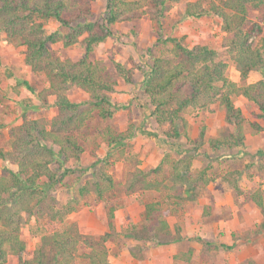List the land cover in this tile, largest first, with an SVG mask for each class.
I'll return each mask as SVG.
<instances>
[{"label": "rangeland", "instance_id": "obj_1", "mask_svg": "<svg viewBox=\"0 0 264 264\" xmlns=\"http://www.w3.org/2000/svg\"><path fill=\"white\" fill-rule=\"evenodd\" d=\"M195 1L171 3L161 19V30L151 21L149 13L117 23L112 27V36L88 53L87 61L97 65L100 78L114 82L113 92H106L112 103L126 105V108L103 118L102 108L90 104L94 99L89 93L77 87L66 91L67 99L78 105L85 120L80 128L69 134L76 139L82 152L78 158L65 162V167L73 173L54 184L50 196L57 210H72L63 220H53L48 214L30 216L19 231L25 251L20 256L9 254L5 264L32 260L42 236L62 231L72 224L83 238L98 240L99 236L110 232L111 208L113 229L105 243L110 264H248L251 261L264 264V230L260 227L264 223V129L251 127V123H256L264 128V117H258L257 106L240 95L233 96L234 105L245 119L244 146L213 151L207 141L233 130L217 104L205 110L187 108L182 113L184 123H177L182 136L167 138L164 134L170 127L157 124L147 114V99L139 87V66L151 61L146 53L148 48L153 56L165 58L171 65L180 59L174 43L159 42L160 36L163 40L176 39L186 49L206 46L215 50L218 58L227 64L226 77L238 86L263 78L260 72L252 71L247 79L241 80L224 46L229 36L222 31L220 18L203 16L178 22L183 5ZM104 4L105 0H80L77 7L90 10L92 20L97 21ZM64 16L67 18L69 14ZM248 21L264 26V8H249ZM43 25L47 34L59 28L53 19L46 20ZM83 37L69 47L58 42L48 44V49L54 57L77 62L85 55ZM24 55V46L0 32V149L7 152L13 150L15 128L36 120L48 129L59 113L53 105L56 97L47 92L49 84L45 76L31 70L24 62ZM117 66L131 76L132 84L125 81ZM202 129V145L187 141L186 137L197 139ZM120 135L131 136L115 146L111 139ZM188 150L191 151L186 153ZM53 158L47 169L58 175L63 169L60 167L62 161ZM185 165L188 171L182 172L184 176L179 180L182 184L175 185L172 180L174 167L182 169ZM7 170L17 172L18 168L10 159L1 160L0 177ZM137 171L145 172L147 180L159 183V188L132 195L126 194L122 187L105 190L103 195L96 192L97 184L105 187L101 186L100 176L109 175L115 183L124 184ZM40 177L41 181H47L46 176ZM254 196L261 198L262 207L255 204ZM148 203L159 204V214L171 228L179 225L184 237L181 242L159 246L152 241L153 230L143 215ZM163 212H167V217ZM133 225L136 231L130 233ZM136 236L150 240H140ZM198 238L217 245L218 249H205ZM190 249L192 255L188 261L179 257ZM89 254L90 248L83 239L70 264H91Z\"/></svg>", "mask_w": 264, "mask_h": 264}, {"label": "trees", "instance_id": "obj_2", "mask_svg": "<svg viewBox=\"0 0 264 264\" xmlns=\"http://www.w3.org/2000/svg\"><path fill=\"white\" fill-rule=\"evenodd\" d=\"M78 1L80 0H0V32L25 47V64L34 72L45 76L49 84L47 92L56 97L53 105L59 112L51 120L48 129L41 121L36 120L15 128L12 132L13 150L7 152L0 149V161L10 159L18 168L17 172L7 170L6 174L0 177V264L6 263L9 254L20 256L25 251V243L20 239L19 231L30 216L48 214L53 220H63L72 210H57L53 197L50 196L51 187L73 173L65 167V162L70 158H78L82 152L76 139L69 134L80 128L85 120L78 111V105L67 99L66 91L77 87L89 93L94 99L90 104L102 108L100 114L103 118L126 108V105L112 103L107 93L113 92L114 82L100 78L97 65L87 61L88 53L107 37L112 36V27L115 24L138 19L147 13L161 30V19L171 8V3L180 0H105L104 11L97 21L92 20L93 13L90 10L77 7ZM145 6L147 10L144 9ZM249 8H264V0H197L183 5L178 22L203 16L220 18L222 31L229 36L224 46L236 64L241 80L247 79L252 71H258L263 78L255 83L238 86L229 80L226 77L227 64L218 58L215 50L206 46L186 49L176 39L163 40L160 36L159 42L174 43L175 48L179 50L180 59L175 65H171L165 58L153 56L151 48L146 50L151 61L144 63L142 67L139 66L141 82L138 85L147 99V114L157 124H167L170 127L164 134L167 138L179 139L182 136L177 123H184L182 113L187 108L205 110L217 104L222 109L225 122L231 125L233 130L209 139L207 142L210 149L219 151L244 146L245 119L241 110L234 105L233 96L240 95L254 103L260 113L258 117H264V26L248 21ZM67 13L69 16L65 18ZM49 19L58 22L59 28L47 34L43 23ZM81 37L85 55L77 62L54 57L48 49V44L58 42L64 47H69ZM117 67L122 71L125 81L132 84L131 76L124 74L125 69ZM24 85L28 87L27 83ZM251 127L255 130L264 129L256 123H251ZM203 132L204 129L195 140L188 137L186 139L191 144L200 146L204 138ZM149 134L157 137L156 134ZM130 136L113 137L111 143L120 145L124 138ZM53 157L62 161L60 167L63 169L58 175L47 169ZM183 170L188 171V165L182 169L174 167L172 180L175 185L182 184L179 180L184 176ZM42 175L47 177L46 182L41 181ZM100 177L101 186L105 187L101 188L97 184L96 192L99 195H103L105 190H118L120 187L126 194L132 195L159 186V183L148 181L147 174L142 171H137L124 184L115 183L109 175ZM253 201L262 207L260 197L254 196ZM158 207L157 203H148L143 211L145 222L150 224L153 230L152 241L159 246L181 242L184 239L181 228L179 225L171 228L159 214ZM166 214L167 212H163L167 217ZM113 217L111 208L108 223L110 232L99 236L98 240L83 238L75 224L49 236H42L33 259L22 260L21 263L70 264L79 243L84 239L90 248L91 264H110L105 243L113 229ZM260 227L264 230V223ZM133 231H136L134 225L130 233ZM138 238L150 240L145 237ZM198 241L205 249H218L217 245L199 238ZM220 247L231 248L225 245ZM180 255V258L188 261L192 250ZM248 264L256 263L251 261Z\"/></svg>", "mask_w": 264, "mask_h": 264}]
</instances>
